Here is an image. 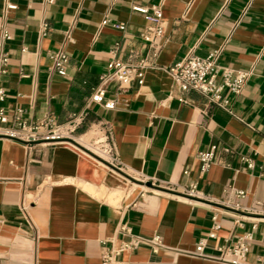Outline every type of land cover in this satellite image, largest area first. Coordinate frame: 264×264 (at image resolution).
<instances>
[{
    "label": "crops",
    "instance_id": "0c3cea01",
    "mask_svg": "<svg viewBox=\"0 0 264 264\" xmlns=\"http://www.w3.org/2000/svg\"><path fill=\"white\" fill-rule=\"evenodd\" d=\"M155 4L163 17L158 68L140 86L110 83L105 99L114 109L88 103L112 58L146 50L140 34L150 22L133 7ZM2 31L10 35L0 41L9 56L2 105L23 109L27 120L86 116L71 143L27 149L0 135V264H100L119 222L160 235L166 247L124 253V264H220L216 247L251 231L246 263L257 264L264 255V0H0ZM59 50L68 55L65 77L51 69ZM213 50L221 65L250 72L229 96L232 114L196 92H179L166 72L189 52ZM103 134L119 168L87 153ZM210 149L214 163L200 176L197 154ZM192 183L206 200L174 199L169 188ZM227 187L247 192L241 205L260 204V221L239 229L209 206ZM213 212L220 229L205 249L211 258L190 255Z\"/></svg>",
    "mask_w": 264,
    "mask_h": 264
},
{
    "label": "built area",
    "instance_id": "2783aa9c",
    "mask_svg": "<svg viewBox=\"0 0 264 264\" xmlns=\"http://www.w3.org/2000/svg\"><path fill=\"white\" fill-rule=\"evenodd\" d=\"M50 1V0H49ZM14 5L7 4V9H14ZM133 10L146 14L150 24L140 34L141 40L146 46L144 52H129L124 58L114 57L106 66V73L99 76V83L88 98V103H94L105 110H112L115 102L105 99L106 87L115 83L119 88H129L132 85L140 86L143 83L146 71L158 68L156 59L161 50L163 38V17L159 4L151 5L149 8L134 6ZM104 19L101 24L108 23ZM119 30H124L123 24H114ZM49 31L48 24L42 22L38 34L44 37ZM10 39L6 31H2L0 41ZM220 50H213L205 56H199L193 52L187 53L183 58L174 62L166 68L175 88L185 93L193 91L205 98L207 104L214 105L225 112L232 114L230 95L238 94L248 79L250 72L233 70L219 63ZM51 69L60 77L66 76L68 55L59 50L50 55ZM9 56L0 43V82L1 77L7 74ZM6 93L0 85V135L10 141L24 145L30 149L36 145H54L57 143H71L74 140V132L83 122L85 111L70 115L63 123H58L53 116L44 115L37 120H27L25 111L15 108L8 111L2 104ZM92 157L106 162L111 166L120 167L114 151L107 137L103 134L89 142L86 149ZM227 151V150H225ZM199 162V174L203 176L214 163L213 149L202 151L197 154ZM246 164V169H251L253 164L250 160L241 157ZM186 174V172H184ZM175 200L194 203L206 200L196 188L195 184L187 186H176L169 188ZM247 197V192L232 187L225 188L223 196L219 200H213L209 206L220 211L222 215L230 217L233 224L243 229L251 220L260 221V204L244 206L240 200ZM255 223L252 225L254 229ZM220 222L217 220V212L211 216V226L204 237L195 243L190 255L198 258H211L205 253L207 243L217 236ZM252 241V231L244 232L235 237L234 240L225 239L222 245L216 247L218 252L215 258L220 264H247L246 255L249 244ZM109 246L103 247L100 254V264H124L120 256L127 252H133L141 247H146L151 253L156 254L166 247L162 237L158 234L145 237L133 232L127 223H117L111 237L107 240ZM257 264H264V255L257 259Z\"/></svg>",
    "mask_w": 264,
    "mask_h": 264
},
{
    "label": "water",
    "instance_id": "95a60500",
    "mask_svg": "<svg viewBox=\"0 0 264 264\" xmlns=\"http://www.w3.org/2000/svg\"><path fill=\"white\" fill-rule=\"evenodd\" d=\"M0 147H1V141H0Z\"/></svg>",
    "mask_w": 264,
    "mask_h": 264
}]
</instances>
